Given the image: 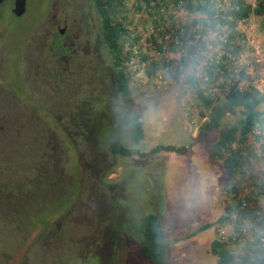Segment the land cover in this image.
I'll list each match as a JSON object with an SVG mask.
<instances>
[{
	"label": "rangeland",
	"instance_id": "obj_1",
	"mask_svg": "<svg viewBox=\"0 0 264 264\" xmlns=\"http://www.w3.org/2000/svg\"><path fill=\"white\" fill-rule=\"evenodd\" d=\"M133 1L126 0V6L131 8ZM39 13L29 11L24 20L6 11L5 28L13 31L20 25L19 35L13 39L24 42L25 28L35 24ZM125 15L132 20L127 24L129 30L145 38L150 25L146 13L130 9ZM201 15L181 10L175 14L188 26H199L192 22ZM241 25L245 38L259 40L264 48V15H251ZM7 46L0 56L8 51ZM33 46L28 42L22 45L17 59L23 69L28 68L24 59L33 58ZM39 52L34 57L43 54ZM169 56L180 69L179 55L173 52ZM102 58L109 64L106 53L102 52ZM130 60L123 62L131 74L130 104L119 98L113 68L96 72L85 67L78 70L81 75L76 82L81 83L58 77L41 93L38 97L46 99L37 103L47 109H37L39 115L35 116L22 111L19 116L4 114L7 104L2 96L13 79L0 70V264H143L146 258L140 252L137 233L131 229L137 232L143 217L152 213L167 238L166 264H216L207 251L212 230L190 233L199 223L223 213L220 192L230 180L221 161L209 153L219 131L236 124L240 112L224 114L219 127L198 135L210 113L197 105L194 90L182 74L155 89L143 75L147 62L139 66L136 58ZM5 63L13 69L10 57ZM260 66L262 74L254 80L264 90V60ZM51 70L55 73L57 69ZM22 75L19 87L32 77L29 71ZM14 76H18L15 71ZM215 91L205 92L214 96ZM258 108L263 110L264 103ZM132 114L142 121L143 138L139 141L131 135ZM113 139L140 152L156 144L186 150L148 156L113 154L109 149ZM248 142L260 141L254 143L249 138ZM260 144L264 151V139ZM245 166L248 169L240 188L264 174V162L258 157ZM249 202L262 205L264 199L256 194ZM185 234H190L186 241L176 243Z\"/></svg>",
	"mask_w": 264,
	"mask_h": 264
},
{
	"label": "trees",
	"instance_id": "obj_2",
	"mask_svg": "<svg viewBox=\"0 0 264 264\" xmlns=\"http://www.w3.org/2000/svg\"><path fill=\"white\" fill-rule=\"evenodd\" d=\"M96 13L102 29V38L104 40L106 52L113 66V81L119 98L125 104L133 101L132 91L129 80L131 74L123 64L124 61H131L136 58L139 66L147 62L143 68L145 77H152L164 66H169L171 62H177L171 58L170 62L163 59L162 63L155 60L148 62V56L140 53L137 57L133 56L131 46L139 43L141 35H136L129 30L127 12L134 10L135 12H145L146 21L152 26L161 25L169 18L172 22L177 19L174 11L183 10L186 13L202 14L192 23H200L201 25H213L215 23L227 24L234 27L238 22L245 21L251 15H264V0H256L255 4H250L246 0H134L131 8L126 6V0H94ZM171 10V13L167 11ZM147 41L153 40L156 45V37L154 34L146 38ZM161 61V59H160ZM189 58L180 57L182 67L177 69L172 66L171 70L164 74L166 78H177L179 74L183 76V81L194 90V97L197 105L207 110L210 114L209 119L203 123L198 135L202 131H208L212 128L219 127L222 116L236 110L240 112V119L236 124L219 131L217 139L213 142L212 150L209 156L219 160L222 163L226 176L230 180V185L222 189L221 196L225 203L223 213L214 221L206 222L196 227L192 234L199 233L203 230L223 225L225 222L230 223V217L238 211L240 215L245 217L257 218L256 225L264 232V209L256 208L259 215L256 216L253 209H239L240 199L237 197L238 189L241 181L246 173L245 164L248 163L250 155L253 152L252 143L248 142L252 138L254 143L264 139V135L258 133L264 131V109L258 106L264 103V90L259 84L253 85L246 83L245 86L238 85L239 78L233 76L228 83L222 84L219 93L214 96L205 92V88L200 86L202 78H198L195 74L188 75L184 73L185 67L189 64ZM138 70V66L136 67ZM136 71V70H135ZM245 76L241 74L240 77ZM247 79V76L245 77ZM211 80H213L211 76ZM206 87V86H205ZM203 115V112H201ZM139 115L130 116L132 125V137L135 141L143 138L142 121ZM129 121V119H128ZM109 149L113 154L121 155H140L148 156L160 151H170L181 153L186 150L185 147H176L174 145L158 144L147 152H140L135 148H128L123 145L119 139H113L109 142ZM248 169V168H247ZM256 181V180H255ZM257 188H264V176L259 177ZM257 194L261 193L258 188ZM223 194V195H222ZM239 195V194H238ZM44 218H39V221ZM46 224V222H42ZM137 233V242L142 256L146 258L143 264H166L165 258L168 251V242L161 224L157 220L155 214H147L143 217V222L139 226L137 232L134 228L131 233ZM210 252L216 256V264H264V249L256 250L249 259L246 255L236 254L227 243L216 236L210 243Z\"/></svg>",
	"mask_w": 264,
	"mask_h": 264
},
{
	"label": "flooded vegetation",
	"instance_id": "obj_3",
	"mask_svg": "<svg viewBox=\"0 0 264 264\" xmlns=\"http://www.w3.org/2000/svg\"><path fill=\"white\" fill-rule=\"evenodd\" d=\"M6 11L24 20L28 18L29 11L40 12L35 24L25 28L24 42L13 39L19 35L16 32L21 30L20 25H15L13 31L5 28L8 23V20L4 19ZM25 42L34 45V51L33 58L24 59L28 68L23 66V69L17 58ZM6 46L8 51L0 56V70L6 71L13 79L7 84L9 88L2 96L7 104V110H4L7 116H19L21 111L26 116H35L39 115L37 109L45 111L46 105L38 104L37 100L44 102L46 97L38 96L57 82L58 77L74 79L73 83H81L78 80L76 82L81 75L78 71L81 68L87 67L96 72L97 69L108 71L113 68L110 62L106 64L102 58V52H107L94 0H0V54L4 53ZM38 49L39 53L43 54L34 57ZM8 57L12 59V70L5 63ZM14 64L19 65L18 69L14 68ZM53 67L57 69L55 73L51 70ZM13 70L18 76H14ZM28 71L32 77L22 83L24 86H17L18 77ZM20 94H24L23 98H20ZM31 96L34 99L30 98Z\"/></svg>",
	"mask_w": 264,
	"mask_h": 264
},
{
	"label": "built area",
	"instance_id": "obj_4",
	"mask_svg": "<svg viewBox=\"0 0 264 264\" xmlns=\"http://www.w3.org/2000/svg\"><path fill=\"white\" fill-rule=\"evenodd\" d=\"M153 1L155 0H151V3ZM172 11H174V15L177 13L176 10ZM167 12L171 13V10ZM181 12L186 13L183 10ZM175 17L177 18L175 22L166 18L161 25H148L147 36L130 47L133 56L137 57L140 53H145L148 56V62L155 60L159 63H162L163 59L170 62L169 54L173 52H176L179 58L181 56L189 58L190 61L184 68V73L195 74L198 78H202L203 86H200L205 88V91L216 90L217 92H215L219 93L220 86L228 83L233 76L236 78L235 80L239 78L238 85L240 87L245 86L246 83L253 85L260 83L254 80V77H260L262 74L263 69L260 65L264 60V48L259 40L249 41L245 38V32L243 28L241 29L243 21L238 22L234 27L220 23L210 26L201 24L188 26L180 21L178 16ZM151 34L156 37V45L153 44V40L150 42L146 40ZM142 41H145L144 44ZM175 65L176 63L171 62L169 66L160 68L154 76L150 77L153 88L159 89L167 84L169 77H164V74ZM242 73L245 76L240 77ZM211 76L213 80H211ZM259 80L263 81V78L261 77ZM258 133L264 135V131H258ZM260 142L252 144L253 152L247 161L258 157L264 162V151L261 150ZM258 181L242 188L239 186V195L237 194L240 199L239 209L243 210L250 206L256 216L259 215L256 208L264 209V204L252 205L249 199L255 198L259 191L258 188L261 193L257 196L264 199V188H257ZM230 218V223L225 222L223 225H218V238L226 242L227 246L236 254L246 255L249 259L256 250L264 249V232L256 225L257 218L242 216L238 211L233 213Z\"/></svg>",
	"mask_w": 264,
	"mask_h": 264
},
{
	"label": "crops",
	"instance_id": "obj_5",
	"mask_svg": "<svg viewBox=\"0 0 264 264\" xmlns=\"http://www.w3.org/2000/svg\"><path fill=\"white\" fill-rule=\"evenodd\" d=\"M156 145H158V144H156ZM156 145H155V146H156ZM153 147H154V146H153ZM153 147H151V148H153ZM151 148H150V149H151ZM150 149H149V150H150ZM149 150H148V151H149ZM158 153H159V152H158ZM155 154H157V153H155ZM215 212L217 213L216 210H215ZM218 214H219V213H217L216 216H215L212 220H209V221H203L202 223H199L197 226H199V225H201V224H203V223H206V222H212V221L216 220L217 217H218ZM197 226H196V227H197ZM195 229H196V228H194L193 230H191V233H190V234H192V232H193ZM209 229L212 230V237L210 238V243H211V241L215 238V235H216V228H215V227H211V228H209ZM206 230H207V229H206ZM163 231H164V230H163ZM164 233H165V232H164ZM199 233H200V232H199ZM190 234H185V236H184L183 238L179 239L178 241H176V243L185 242V241H186V238L189 237ZM195 234L197 235L198 233H195ZM195 234H194V235H195ZM207 251L210 252V246H209V248L207 249ZM177 252H178V251H177ZM183 253H184V252H183ZM210 253H211V252H210ZM181 254H182V253H181ZM211 254H212V253H211ZM166 255H167V254H166ZM212 255H213V254H212ZM213 256H214L213 259H214V261H215V263H216V256H215V255H213ZM196 257H197V258H201V255H199V256L196 255ZM196 257H195V258H196Z\"/></svg>",
	"mask_w": 264,
	"mask_h": 264
}]
</instances>
